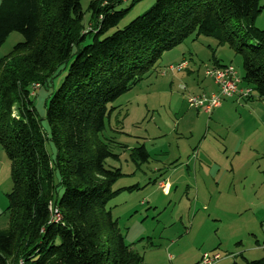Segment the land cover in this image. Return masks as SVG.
I'll return each mask as SVG.
<instances>
[{
    "label": "trees",
    "instance_id": "1",
    "mask_svg": "<svg viewBox=\"0 0 264 264\" xmlns=\"http://www.w3.org/2000/svg\"><path fill=\"white\" fill-rule=\"evenodd\" d=\"M124 1L92 2L89 28L81 0L0 2V48L13 33L24 39L0 61V145L13 182L0 264H144L107 208L119 194L112 185L122 172L107 168L119 156L102 133L116 109L110 105L146 74H160L163 55L193 35L235 50L243 60V87L264 102V30L255 26L260 0H156L119 29L129 11H117ZM215 66L225 67L218 60ZM61 73L45 106L47 131L33 95ZM133 151L149 163L145 145Z\"/></svg>",
    "mask_w": 264,
    "mask_h": 264
},
{
    "label": "rangeland",
    "instance_id": "2",
    "mask_svg": "<svg viewBox=\"0 0 264 264\" xmlns=\"http://www.w3.org/2000/svg\"><path fill=\"white\" fill-rule=\"evenodd\" d=\"M94 1L100 0H81L86 28L90 25V6ZM155 3L156 0H142L133 6L132 0L124 1L117 11H129L118 28L123 29ZM260 6L255 26L264 30V0H260ZM23 41L20 34L13 33L0 48V61ZM184 57L193 73L167 72L168 67ZM216 60L224 66H233L239 78L244 77L243 60L235 50L219 47L212 37L193 35L163 55L158 64L160 74L155 71L146 74L142 82L110 105L116 109L107 117L102 138L112 146L111 151L119 160H108L106 166L121 170L122 176L112 185V191L119 194L110 200L107 208L118 222L126 244L143 256L144 264H200L205 255L215 254L222 258L218 264L264 260V128L259 123L260 118L264 119V102L258 100L255 92L252 100L243 99L242 103L224 99L222 103L233 104L221 114L225 131L216 135L215 119L191 108L188 101L194 96L207 95L197 92L203 83L213 82L205 72L216 67ZM173 76L180 77L171 85ZM62 79L61 73L33 95L36 114L47 131L45 106ZM207 128L211 132L205 138ZM202 142L205 144L197 158ZM212 142L220 148L226 142L233 153L241 151L237 156L230 155L229 162L218 156ZM142 145L151 156L148 164L132 156L133 150ZM46 148L54 160L56 150L50 141ZM206 151L221 163L219 176L226 180L219 200L216 196L196 198L193 179L196 164L204 160L205 165L200 166L210 178L218 171L203 157ZM206 166H212L213 171ZM0 170V231H5L10 227V214L9 192L4 191L3 185L5 181L12 185V179L1 145ZM230 171L234 176L227 180ZM166 178L172 189L169 196H164L155 184ZM58 180L55 174V182ZM134 186L139 189H127Z\"/></svg>",
    "mask_w": 264,
    "mask_h": 264
},
{
    "label": "crops",
    "instance_id": "3",
    "mask_svg": "<svg viewBox=\"0 0 264 264\" xmlns=\"http://www.w3.org/2000/svg\"><path fill=\"white\" fill-rule=\"evenodd\" d=\"M219 62V64L220 65H223L220 61H218ZM189 67V66H188ZM187 73H193V72H191V70L190 69H188L187 68V71H186ZM180 76H173V77H171V80L173 79V82L172 83H170L171 85L174 83V80H175V82L176 81H179L178 80V78H179ZM213 81V80H212ZM202 86L203 87H201L200 88V92H197V93H201V94H207V95H211V94H214V93H216L217 92V90H218V87L216 86V84L214 83V82H211V83H203L202 84ZM202 91V92H201ZM198 95H200V94H198ZM227 100H230L231 102H238V103H242L243 102V99H239V98H237V97H233V98H229V99H227ZM240 100V101H239ZM249 101V100H248ZM248 101H245V102H248ZM236 102V103H237ZM230 102H224V103H222V105L219 107V108H217V109H214L209 115H211L212 116V119H215V121H214V124H215V126H214V132H215V134L216 135H219L218 133H221L222 131H225V125L226 124H224V122L223 121H221V114L225 111V109H227V107L228 106H230ZM233 104V103H232ZM231 104V105H232ZM245 107L246 108H248V106H247V104L245 105ZM244 109V108H243ZM206 114H208V113H206ZM257 114H255V120L257 121V116H256ZM211 119V120H212ZM259 120V119H258ZM259 123L261 124V126L264 128V119L263 118H260V120H259ZM258 126V125H257ZM208 130L206 131V133H205V135H204V137L206 136V135H208V133L209 132H211V128L209 129V128H207ZM206 138V137H205ZM209 141L210 139H206V141ZM216 141V140H215ZM204 144H205V142H202V143H200V147H199V145H198V149H199V153H198V156H197V158H199V156H200V154H201V149L203 148V146H204ZM212 144L216 147V150H217V154H218V156L219 155H221V157L223 158V160H227V161H229V162H231V158H230V155H238L239 153H240V151L241 150H238V152H236V153H233L231 150H230V148L227 146V143L225 142V146H223V148H220V147H218V145H216L217 143H214V142H212ZM146 148V147H145ZM257 149V148H256ZM147 150V149H146ZM148 152V151H147ZM149 154V153H148ZM150 155V154H149ZM203 157L205 158V160H209L211 163H212V165L216 168H218V171L217 172H215L214 171V176L212 177V178H210L207 174H206V171H202L203 170V168L200 166V165H205V161L204 160H202V161H200L199 162V164L197 165L196 164V166H195V169H194V173H195V176L193 177V179H194V183H195V187H196V190H195V194H196V198H197V200H199L200 199V197H201V195H203V196H205V197H213V196H216V197H218V200H219V198H220V195L223 193V191H224V189L222 188V186L224 185V181H226L224 178H221L220 176H219V173H222V169H220L221 167V163L218 161V160H216L215 158H214V156H212V154L211 153H209L208 151H206V153H203ZM234 157V156H233ZM204 161V162H203ZM4 164H6V161H5V163ZM5 166V165H4ZM230 166L231 167H233V165L232 164H230ZM200 167H201V169H200ZM207 167V166H206ZM211 172L213 171V169H211L212 168V166H208L207 167ZM220 169V170H219ZM10 170H11V167H10ZM227 172V171H226ZM0 173H1V170H0ZM234 176V173L232 172V171H230V174L229 175H227L226 176V179L228 180V178L230 177V176ZM0 176H1V174H0ZM166 180H168L169 181V179H163V180H158V182H155V184H157V189L158 190H160L159 189V183H161L162 181H166ZM5 181V180H4ZM170 182V181H169ZM231 183V182H230ZM3 187H4V191H8L9 193L12 191V189H13V182H12V185H9L8 186V184H6V181L4 182V185H3ZM230 188V185H229V187H228V189ZM191 190V189H190ZM171 191H172V189H171V185H170V192H169V194L167 195V196H169L170 195V193H171ZM165 196V195H164ZM218 215H220V212H218ZM203 255H205V254H203Z\"/></svg>",
    "mask_w": 264,
    "mask_h": 264
},
{
    "label": "built area",
    "instance_id": "4",
    "mask_svg": "<svg viewBox=\"0 0 264 264\" xmlns=\"http://www.w3.org/2000/svg\"><path fill=\"white\" fill-rule=\"evenodd\" d=\"M189 60L182 58L177 64L168 67L167 72L181 73L186 72ZM205 75L213 80L218 87V91L211 95H200L191 97L188 101L190 107L202 110L210 114L214 109L221 106L224 99L237 97L239 99H249L253 96V91L243 87L242 79L239 78L233 66L207 68ZM159 189L163 195L167 196L170 192L168 180L159 183ZM219 254L213 256L205 255L200 264H218L221 260Z\"/></svg>",
    "mask_w": 264,
    "mask_h": 264
}]
</instances>
